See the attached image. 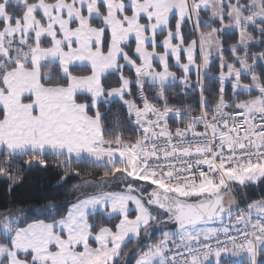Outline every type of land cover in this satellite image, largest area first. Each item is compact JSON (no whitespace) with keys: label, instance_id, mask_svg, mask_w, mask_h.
<instances>
[{"label":"snow or ice","instance_id":"1","mask_svg":"<svg viewBox=\"0 0 264 264\" xmlns=\"http://www.w3.org/2000/svg\"><path fill=\"white\" fill-rule=\"evenodd\" d=\"M229 29L239 34L230 45L221 39ZM253 41L264 46V0H0L7 190L34 165L60 169L65 183L81 175L74 162L103 169L63 200L0 211V264H126L129 255L135 264H264V197L247 199L264 184V50L250 52ZM213 53L219 87L210 104ZM133 84L142 103L126 98ZM177 85L198 92L197 114L170 103ZM113 101L127 120L106 122ZM170 115L187 122L173 128Z\"/></svg>","mask_w":264,"mask_h":264},{"label":"trees","instance_id":"2","mask_svg":"<svg viewBox=\"0 0 264 264\" xmlns=\"http://www.w3.org/2000/svg\"><path fill=\"white\" fill-rule=\"evenodd\" d=\"M203 18H208L209 14L202 12ZM212 26H218L217 24H213ZM204 30H207L205 28ZM185 31V38L188 40L196 39L195 35L189 34V30L187 28L184 29ZM249 31L252 33L254 37H258L259 33L254 31L252 27L249 28ZM221 39L224 40L227 44H232L238 41V33L236 31H227L225 35L221 36ZM264 50V46H261L257 42H253L249 45L250 52H259ZM243 50L239 51L237 55H243ZM224 57L228 60V62L233 63V59H231V53L229 51H224ZM199 63V61H197ZM171 70L177 72L180 75V70L175 67H172ZM219 71V59H215L210 64V72L211 75L204 78V82L208 85L209 91L205 92L206 97L209 100L210 104H214L216 100V91L219 87L218 81L215 79L213 74L218 73ZM259 71V69H258ZM125 74L134 78V72L130 69H125ZM112 84L110 86H117L116 78L112 77ZM195 79V76H193ZM242 83H249L250 77L242 75L241 77ZM132 93L131 97L136 99L137 103H142L137 95L136 86L133 84L132 86ZM225 88V98L228 99L233 95L232 88H231V81H227L224 85ZM171 93V100L170 103L174 104L175 106L179 107L182 105H190L191 111L193 114L198 113L199 109V94L198 92L192 90L188 91L187 95L184 94V90L177 85L175 88L169 90ZM241 91V95L239 99H247L249 95L244 93L243 90ZM146 94L149 96V99L152 100L153 103H156L153 99V90L151 88L145 89ZM258 92L253 89L251 95H257ZM114 114H120L124 120H127L125 109L121 107L120 103L117 101H113L111 105V111L108 113L106 117V122H110ZM169 124L175 128L176 126H182L183 123L187 121H178L176 117L171 116L169 117ZM122 131H125L126 134H132V128L129 127L127 123H124ZM20 159L18 158L16 163H19ZM51 160L52 158L49 157ZM74 168H78L81 170L80 176L71 175L68 177L67 182L60 181V176L62 172L60 169L55 167H49L47 169L39 166L34 165L30 169H27L25 172V180L24 182L13 188L11 192L7 190L8 184L10 183L6 178H0V211H7L10 208L20 207V206H30L31 208L35 209L38 207L39 204L44 203L45 199H51L52 195L55 194L58 200L65 199L64 193L67 192L72 188L73 185L81 184L84 180H95L99 177L100 173L103 169L96 168L94 165L89 164L88 162H83L80 164L73 163ZM261 197H264V184H256L252 185L247 192V199L250 202L251 200H257ZM71 199V197H67ZM239 201L240 198L237 197ZM240 206L243 208L244 203L240 202ZM94 219L99 224H107L109 223L105 217L101 214H97ZM154 228V227H153ZM155 230V228H154ZM160 236V233L151 231L152 242H155ZM135 247L134 241L128 242L127 246L124 248V251L127 252L130 249ZM126 264H135V257L133 255H129L126 260Z\"/></svg>","mask_w":264,"mask_h":264},{"label":"crops","instance_id":"3","mask_svg":"<svg viewBox=\"0 0 264 264\" xmlns=\"http://www.w3.org/2000/svg\"><path fill=\"white\" fill-rule=\"evenodd\" d=\"M209 14V17H210V12L208 13ZM227 22V21H226ZM228 31H236L237 33H238V31L237 30H235V29H229ZM163 37H160V39H162ZM238 39H239V34H238ZM253 42H255V41H253ZM253 42H250V44L251 43H253ZM249 44V45H250ZM157 51H163V49L162 48H158L157 49ZM212 61H214L215 59H217V57H216V55H215V53H213V56H212ZM173 63H174V60L172 61ZM233 62H234V60H233ZM230 63V62H229ZM249 63H251V61H249ZM211 64V63H210ZM219 64H220V61H219ZM236 66L237 67H239V64L237 63L236 64ZM176 68V67H175ZM179 70V69H178ZM173 71V70H172ZM225 71H226V69H225ZM133 72H134V70H133ZM219 72V71H218ZM215 77L218 75V73H216V74H213ZM249 83H251V80L249 81ZM133 215H134V212H133ZM234 218V217H233Z\"/></svg>","mask_w":264,"mask_h":264},{"label":"rangeland","instance_id":"4","mask_svg":"<svg viewBox=\"0 0 264 264\" xmlns=\"http://www.w3.org/2000/svg\"><path fill=\"white\" fill-rule=\"evenodd\" d=\"M173 127V126H172ZM90 180V179H89ZM241 207V206H240ZM242 208V207H241ZM154 228H155V230H154ZM154 228H152L151 229V231H154V232H159L160 233V227H156V226H154Z\"/></svg>","mask_w":264,"mask_h":264},{"label":"built area","instance_id":"5","mask_svg":"<svg viewBox=\"0 0 264 264\" xmlns=\"http://www.w3.org/2000/svg\"><path fill=\"white\" fill-rule=\"evenodd\" d=\"M240 122H243V121H240ZM197 130H198V131L202 130V127H201V128H198ZM237 214H238V213H237Z\"/></svg>","mask_w":264,"mask_h":264},{"label":"water","instance_id":"6","mask_svg":"<svg viewBox=\"0 0 264 264\" xmlns=\"http://www.w3.org/2000/svg\"><path fill=\"white\" fill-rule=\"evenodd\" d=\"M225 204L227 205V198L225 199Z\"/></svg>","mask_w":264,"mask_h":264}]
</instances>
